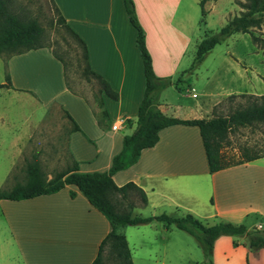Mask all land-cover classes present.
<instances>
[{
    "label": "crops",
    "instance_id": "0c3cea01",
    "mask_svg": "<svg viewBox=\"0 0 264 264\" xmlns=\"http://www.w3.org/2000/svg\"><path fill=\"white\" fill-rule=\"evenodd\" d=\"M133 1L155 75L173 80L184 71L179 64L189 41L202 26L200 0ZM50 2L69 29L85 43L87 63L109 84L117 98L99 90L95 100L84 97L68 82L64 65L50 48L28 49L4 57L0 54V84L9 83L0 91L14 99L20 110L31 108L30 114L26 110L15 117L9 115L10 107H0V166L6 164L7 178L26 142L29 120L39 118L50 107L55 106L65 116L69 127L67 155L70 163H78L80 172L107 171L112 157L122 149L123 136L131 134L136 125L145 78L136 44L137 32L130 23L124 0ZM222 4V0H216V4L207 0L206 15L213 8L214 12L222 10L218 8ZM224 65L227 72L222 83L219 77H207V82L214 86L202 92L205 100H197L196 94L191 95V102L180 101L172 106L167 92L162 90L156 92L160 110L182 120L213 117L214 107L222 97L245 90L244 72L234 76L232 64ZM74 124L77 130H73ZM114 124L116 129H111ZM158 135L156 144L143 149L133 165L112 176L116 186L134 184L125 191L135 197L133 216L182 211L190 212L206 225L219 220L243 224L250 215L264 216V156L210 173L196 126L173 124L161 128ZM0 207V264H92L111 229L105 216L71 184L51 194L1 199ZM260 218L263 221H254L252 227H264V217ZM160 224L155 220L123 226L132 264H136L137 254L145 259L143 263L164 264L163 255L169 249L171 235ZM231 238L222 234L216 238L207 255L210 264H245V254L251 260L252 252L232 245ZM155 254L162 257H152ZM255 254L258 264H264V248Z\"/></svg>",
    "mask_w": 264,
    "mask_h": 264
},
{
    "label": "trees",
    "instance_id": "16d2710c",
    "mask_svg": "<svg viewBox=\"0 0 264 264\" xmlns=\"http://www.w3.org/2000/svg\"><path fill=\"white\" fill-rule=\"evenodd\" d=\"M206 1H199L202 23H204L206 15L204 8ZM124 4L130 23L137 32L136 44L140 52L141 64L143 65L145 87L143 88L142 100L137 112L135 128L131 134L123 136L121 151L112 157L111 166L107 171L80 172L78 163L72 161L70 165L64 170L58 171L51 179L45 178L39 164L36 162V158H34V161L27 165L25 182L16 183L10 189L0 190V200L32 198L42 194L54 193L65 185H74L92 206L105 216L111 228L102 240L92 264H103L101 251L107 243L111 244L123 264H132L125 235L122 232L123 226L145 224L155 220L163 223L166 227L173 225L175 228L189 233L202 248L205 256L211 252L216 238L221 234L230 236L247 235L252 249L263 248L264 231L255 229V227H253L252 231H248L243 224H232L222 220L206 225L190 214V212L175 216L162 213L160 215L156 214V216L140 217L132 215V207H129L127 211L118 209L114 198L117 195L123 197L125 191L134 184L128 182L124 183V185L116 186L112 178L113 174L133 165L143 149L153 147L158 140V132L161 128L173 124H192V126H196L202 138L209 172L213 173L231 165L223 160L221 153L223 143L227 141L231 132L240 127L254 128L256 125H264V95L249 97L252 100L249 99L250 101L247 105L233 109L227 114H218L214 111L213 117L209 119L189 118L182 120L163 113L158 106L156 92L172 84V82L155 75L151 65L150 53L145 44V35L136 16L134 1L124 0ZM243 7L246 10L241 12L240 15L234 16L228 22L222 24L216 33L206 35L200 40L190 69L194 68V65L199 63L203 56L216 44L220 43L225 36L228 37L237 32H249L251 27L258 25L264 27V0H247ZM55 11L57 12L56 8ZM57 14V21L62 23L64 29L81 48L80 57L84 65V74L95 77L100 85L99 92L102 91L111 98H117L116 94L110 90L109 84L100 75L96 74L87 63L85 43L65 24L62 14L58 12ZM43 34L42 27L38 25L34 18H20L16 14L9 12L4 0H0V54L8 56L26 52L28 49L49 48L42 43ZM51 53L63 65V59L53 50ZM64 73H66L65 65ZM65 77H67L66 74ZM7 79L9 80L8 76ZM66 83L69 86L67 79ZM7 84L9 83L0 84V88L7 86ZM66 114L72 121V117L68 113ZM103 115H105L104 110L102 111ZM73 130H77L75 124L73 125ZM262 156H264V153H251L245 149L241 158L235 164L251 161L256 157ZM70 195L72 196L73 192H70Z\"/></svg>",
    "mask_w": 264,
    "mask_h": 264
},
{
    "label": "rangeland",
    "instance_id": "374dc122",
    "mask_svg": "<svg viewBox=\"0 0 264 264\" xmlns=\"http://www.w3.org/2000/svg\"><path fill=\"white\" fill-rule=\"evenodd\" d=\"M222 1L224 5L222 4L220 5L221 7H218L222 10L219 9V12H214L215 8H213L211 12L207 13L204 17V23L195 32L196 37L189 41L182 62L179 64L180 68L184 69V71L177 74L173 80L169 79L172 84L158 90L167 92L172 106L180 101L184 103L191 102L193 97H191L190 88L192 87L198 96L197 100H205L206 98L202 96V92L214 86L212 83L207 82V77H215V79L219 77L218 81L221 82L226 75L225 72H227L225 70V63L232 64L231 70L234 76H238L239 73L242 74L244 72L245 90H236L222 97L221 101L214 107L213 113L215 111L218 114H227L233 109L247 105L252 100L249 97L264 95V27L262 25L251 27L249 32H237L228 37L225 36L220 43L216 44L203 56L199 63L194 65V68L190 69L198 41L206 35L216 33L222 24H225L234 16H238L246 10L243 4L247 3V0ZM4 2L9 12L23 19L31 17L37 21L44 32L42 43L63 59L68 82L74 88H77L84 97H87L90 101L95 100L98 96L100 85L93 76L84 74V65L80 57L81 48L64 29L62 23L57 21L58 14L50 0H4ZM213 4H216V0H213ZM218 85L216 84V86ZM15 103L14 99L6 97L0 91V107H10V116H22L23 111L25 112L26 110L30 114L31 108L29 106L25 107L24 110H20L18 104ZM64 118V114L53 106L47 109L39 118L29 120L30 124L26 125V142L22 147L19 158L15 160L16 164L12 167L8 178L6 177L7 173H4L6 164L3 163L0 166V190L9 189L10 186L16 183H24L27 178V165L33 162L34 158H36V162L39 164L46 179H51L58 171L64 170L71 164L66 146V134L69 131V127ZM245 149L251 153H264L263 124L256 125L254 128L240 127L231 132L221 148L222 158L228 164H235L241 158ZM114 201L119 210L127 211L134 204L135 197L128 191L123 197L117 195ZM170 214L175 216L183 215L184 213L182 211H173ZM249 217L243 224L248 231H252L253 227H255V225L252 227V223L254 221L262 222L263 220L260 217L264 216L253 214ZM158 224L161 225L160 222ZM1 226L2 222L0 218V230H3ZM166 228L171 236L168 240L169 249L163 255L164 264L211 263L209 255H203V251L198 247V243L189 233L177 229L173 225H169ZM255 229L258 228L255 227ZM258 230L264 231V227H260ZM231 237L232 245H240L252 252L250 254L251 260L249 261L245 254L243 258L245 264L259 263L258 260H255V253H257L258 249L250 247L247 235ZM137 255L135 256L136 264H146V262L143 263L142 261H145V259H141L142 255H140L141 257H137ZM153 256H156V259L158 256L162 257V255L156 254ZM101 261H103V264H123L110 243H107L102 249Z\"/></svg>",
    "mask_w": 264,
    "mask_h": 264
},
{
    "label": "built area",
    "instance_id": "2783aa9c",
    "mask_svg": "<svg viewBox=\"0 0 264 264\" xmlns=\"http://www.w3.org/2000/svg\"><path fill=\"white\" fill-rule=\"evenodd\" d=\"M190 89H191V95L193 97H195L196 96V93L193 91V87L190 88ZM111 129H116V125L115 124L114 125H111ZM255 227L259 229L261 226L259 224H257Z\"/></svg>",
    "mask_w": 264,
    "mask_h": 264
}]
</instances>
